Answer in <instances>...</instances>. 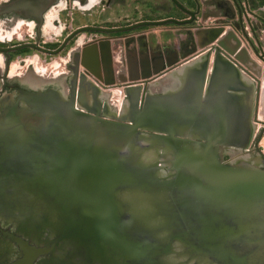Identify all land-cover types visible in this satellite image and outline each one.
Listing matches in <instances>:
<instances>
[{
	"label": "water",
	"instance_id": "95a60500",
	"mask_svg": "<svg viewBox=\"0 0 264 264\" xmlns=\"http://www.w3.org/2000/svg\"><path fill=\"white\" fill-rule=\"evenodd\" d=\"M87 30L104 31L77 32ZM208 68L184 76L198 72L202 87ZM131 90L130 123L87 115L55 92L27 94L1 117L0 215L52 232L57 253L78 264H264V168L224 162L210 126L201 140L179 136L196 127L197 103Z\"/></svg>",
	"mask_w": 264,
	"mask_h": 264
},
{
	"label": "flooded vegetation",
	"instance_id": "af4514ba",
	"mask_svg": "<svg viewBox=\"0 0 264 264\" xmlns=\"http://www.w3.org/2000/svg\"><path fill=\"white\" fill-rule=\"evenodd\" d=\"M107 1L109 2L107 5L90 7L87 4L83 5L88 11L99 9L94 13L76 12L68 0L64 6L61 0H5L0 4V24H6L8 30L5 36H2L0 31V118L10 113L13 107L27 106L23 102L27 94L55 92L87 115L106 121L130 123V114L132 113V119L136 118L139 103L133 90L130 91V96L126 92L131 87L142 86L146 99L151 95L166 94L181 96L192 105L197 103L191 109L194 115L192 124L196 123V127L191 125L179 136L201 140L207 136L210 126L214 131L213 136L222 140L221 153L224 162L256 160L255 163L264 168L260 163V154H264V150L261 149L264 139V66L259 68L260 64L255 62L258 60L264 65V44L261 38L257 36L253 40L246 37L250 48L240 47L242 41L239 37L232 36L227 39L229 44L227 41L222 42L227 50L220 47L217 52L215 49L213 65L208 68L202 87L198 86L201 75L193 72L184 76L183 85L179 89L165 87L166 92L158 93L150 88L152 86L150 78L142 82L139 80V70L132 65L129 72L133 80L123 87L127 99L124 109L118 113L112 102L116 96L111 97L109 101L104 100L102 95L105 89L94 76L95 79L92 78V73L102 70L109 74L113 73L115 65H112L111 42L120 41L123 36L131 34L136 37L130 40H136L141 31L157 26L109 32L107 30L127 28L144 21L124 24L122 5L111 4L112 0ZM192 1L196 5L195 8H187L184 0H177L181 7L170 0L172 4L170 11L177 9L183 12L185 14L183 18L168 16L160 20L145 21L193 20L187 25L169 23L177 26L193 25L199 19L201 6L198 0ZM232 1L239 15V22L244 26L243 6L246 0ZM61 6L62 8L58 9ZM184 9L192 12L194 17ZM53 12H57L59 22L72 28L60 37L53 36L56 32L54 30L56 20H52ZM251 12L253 13L252 10ZM257 17L264 24L263 17L259 15ZM85 27L104 31L77 32ZM11 33L17 34V37H12ZM91 35L99 36L103 41L92 43ZM140 40L146 41L145 38ZM140 40H136L137 51L141 49ZM232 40L234 43H231ZM33 54L44 57L43 63L47 65L51 64L53 58L70 57L66 62L62 61L63 58L56 66V69L66 70L63 80L38 78L39 82L34 80L31 83L25 79V72L13 74V65L17 63L25 65L28 61L26 59ZM117 70L115 68V72ZM143 73L149 76L151 70H144ZM104 79L107 83L113 82L112 75ZM1 210L0 208V212ZM59 241L57 237H53L52 232H42L39 229L31 231L22 224L11 221L7 214L0 215V264H78L80 260L71 261L68 256L63 258V254L57 253L61 246Z\"/></svg>",
	"mask_w": 264,
	"mask_h": 264
},
{
	"label": "rangeland",
	"instance_id": "374dc122",
	"mask_svg": "<svg viewBox=\"0 0 264 264\" xmlns=\"http://www.w3.org/2000/svg\"><path fill=\"white\" fill-rule=\"evenodd\" d=\"M4 1L0 0V4ZM65 1L61 0L63 6ZM68 2L71 6L75 7L74 10L76 12L83 13H94L99 10L91 9L88 11L83 8V5L87 4L90 7L109 4L107 0H68ZM198 2L199 6H201V13L196 23L189 26L168 24L141 31L136 40L145 38L146 41H139L141 46L139 51H137L138 42L130 40L132 37H136L132 34L123 36L120 41L111 42L112 65H115V68L118 69L117 72H115V68L112 74H109L105 70L98 73L93 72L92 78L95 77L96 79H94L105 89L102 95L104 100L109 101L111 97L116 96L112 102L118 113L124 109L127 99L123 92V87L133 80L129 72L132 65L138 68L139 80L141 82L145 78H150V83L152 84L150 88L155 92L163 93L166 92L165 87L171 89H179L181 87L184 81L183 70L186 67H195L202 62H208L211 68L214 61L215 49L220 47L225 48L222 42L227 41L229 44V40L227 39L232 36L241 39L242 43L240 47L242 48H250L246 37H251L254 40L258 36L264 44V24L257 17L259 15L264 19V0L245 1V5L243 6L245 10L243 12L244 26H241L239 22V15L232 0H198ZM111 4L122 5L124 24L145 20H160L168 16L175 18L185 17V14L177 9L170 11L172 8L170 0H112ZM184 4L187 8L196 7L192 0H184ZM59 8H62V6ZM56 15L57 12H53L52 20H56L54 28L56 32L53 36L60 37L61 34L72 28L59 22ZM3 26V24H0V31L1 35L5 36L8 30ZM11 36L17 37V34L11 33ZM90 38L92 39V43L103 41L99 36L91 35ZM165 41L169 43L165 44ZM231 43H234V40ZM63 58L64 56L53 58L50 61L51 64L47 65L43 63L44 57L33 54L26 59L28 61L25 65L14 64L13 74L25 72V79L31 83L34 80L39 82L38 78L41 80L44 78H55L61 81L66 70L64 68L56 69V66L62 61L66 62L70 57ZM255 62L260 64L259 68L264 66L258 60H255ZM147 69L151 70L149 76L143 73ZM173 73L177 75L173 76ZM111 75L113 82L107 83L104 78ZM257 128L261 127L257 126ZM261 149L264 150V139ZM247 264H262V262L258 258H253Z\"/></svg>",
	"mask_w": 264,
	"mask_h": 264
},
{
	"label": "bare ground",
	"instance_id": "6f19581e",
	"mask_svg": "<svg viewBox=\"0 0 264 264\" xmlns=\"http://www.w3.org/2000/svg\"><path fill=\"white\" fill-rule=\"evenodd\" d=\"M3 25H4L3 27H6V24H3ZM13 26H15V25H13ZM13 28H14V27H13ZM211 39H212V38H211ZM258 69H259V68H258ZM176 75H177V74H176ZM179 77H180V76H179ZM178 79H179V78H178ZM173 80H174V79H173ZM155 86H156V85H155ZM155 86H154V87H155ZM251 161H252V160H251ZM251 161H250V162H251ZM255 161H256V160L252 161L253 164H256ZM257 161H259V160H257ZM246 162H247V161H246ZM259 162H260V161H259ZM260 163H261V162H260ZM256 165H258V164H256ZM260 165H261V164H260Z\"/></svg>",
	"mask_w": 264,
	"mask_h": 264
}]
</instances>
